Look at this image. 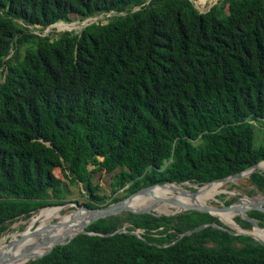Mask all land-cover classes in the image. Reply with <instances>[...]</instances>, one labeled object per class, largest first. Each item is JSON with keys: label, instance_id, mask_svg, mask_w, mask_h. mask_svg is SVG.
Listing matches in <instances>:
<instances>
[{"label": "trees", "instance_id": "1", "mask_svg": "<svg viewBox=\"0 0 264 264\" xmlns=\"http://www.w3.org/2000/svg\"><path fill=\"white\" fill-rule=\"evenodd\" d=\"M109 12L80 31L41 34ZM0 69V239L78 185L77 201L97 207L264 161V0H219L206 12L191 0H0ZM250 181L264 193V172ZM249 215L264 226L263 212ZM207 223L225 226L196 210L124 211L25 264H264L251 236L209 225L180 237Z\"/></svg>", "mask_w": 264, "mask_h": 264}, {"label": "water", "instance_id": "2", "mask_svg": "<svg viewBox=\"0 0 264 264\" xmlns=\"http://www.w3.org/2000/svg\"><path fill=\"white\" fill-rule=\"evenodd\" d=\"M261 162H263V161H261ZM261 162H258L256 164L249 166L248 168H246L242 172H239V173L227 176V177L215 179L213 181L207 182L206 184H210V183L215 182V181H223V182L233 181L235 179H239V178H242L244 176H250L255 171L264 172V169H261L259 167ZM186 183L189 185H192V186L199 185V183L175 182V181L166 182V183H158V184H154V185L145 186V187L133 192L129 196H127L121 200H118L116 202H112L110 204L97 206V207H89L85 204H80L77 200L66 201L63 204H53V205L44 206V207H50V206L68 207L72 204L71 206H74V209L71 212L74 214L71 218V222L75 223L76 221H79L82 218V216H84L85 219L77 223V227L79 228V230L76 233H74L73 235H67L65 238H57V239H54L51 236L53 231H54V225L61 226L63 224H67V222H64V223L58 222L56 224H49V225L43 226V227L36 226L29 233H25V231L28 229V226H27V228L24 231L18 233L19 237H17L14 240L11 239V240L6 242V248L10 247V248H12V250L10 251L9 255L6 257H2L3 252H0V264H10L15 259L23 258L24 256H26L28 251L30 250V247H34L36 245H32V246L28 245V246L24 247L23 249H21V251L17 255L14 253V251L28 237H41L39 240V243L42 246H46V249L39 254H35L33 256H30L22 264H25V263L31 262L33 260H37V259L42 258L43 256L49 254L53 250V248H55L56 246H59V245L67 244L78 234L94 233V232L88 231L87 226H89L90 224H92L93 222H95L96 220H98L100 218H105L108 216L117 215V214H120L124 211H130V212H134V213H154L157 215L164 214L167 216L176 215V214H179L181 212L191 211V210L207 212L213 216L218 217L224 223L225 226H220L217 223L201 224V225H199V226H197L191 230H188V231L182 233L180 235V237L190 235L192 233H195V232L202 230L203 228H205L209 225H212L214 227L225 229L234 235L251 236L252 238L257 240L259 243L264 245L263 240L258 239L256 236H254L249 231H247V230H250L256 226L264 228V226L260 225L259 222L255 218H253L249 215V211H251V210H258V211L264 213V194L263 193H260V195H259L260 199H258L256 201L245 202V201H242L243 198L240 197L235 202H232L230 204H223V205H213V204H207V203L206 204H185L181 200H179L178 198H176L174 196L157 197L155 202L148 204V205L141 207V208H136V207H133L131 205V202L133 201L135 196H138V195L151 196L152 195V189L155 186L163 187V186H166L167 184L182 185V184H186ZM173 190L176 191L177 189L175 187H173ZM178 191L184 196L189 195L191 198H195V196L199 190L190 191V190H187L185 188H181ZM253 199H254V197H253ZM159 203H169V204H172L175 206H179L181 209L179 211L171 213V214L158 213L155 211V209H156L157 204H159ZM44 207H42V208H44ZM42 208L37 209V211H39ZM229 211H233L234 213H236V216L248 220L251 223L252 227L251 228H244L236 222L239 227H241L242 229H244L246 231L238 230L237 227H234L230 224H227L226 222H224L220 218V216H218L216 214L217 212H229ZM126 231H127L126 227H122V228L118 229L116 232L120 233V232H126ZM132 233L136 234L139 237L141 236L139 233V230L132 231ZM101 235L109 236L111 234H101Z\"/></svg>", "mask_w": 264, "mask_h": 264}, {"label": "rangeland", "instance_id": "3", "mask_svg": "<svg viewBox=\"0 0 264 264\" xmlns=\"http://www.w3.org/2000/svg\"><path fill=\"white\" fill-rule=\"evenodd\" d=\"M195 2H197V0H194ZM211 3L209 2V5ZM208 3L204 4L202 2V4L199 3V1L197 2V6L201 11H207L208 7H209ZM101 18V15L95 16L94 17V21L90 22V23H96L99 21V19ZM74 20L70 23H77V27L76 28H72V29H65V30H56V29H51L50 27L46 28L45 30H43L41 32V34H47L50 35L52 37H56L58 34L64 32V31H80L82 30L86 25H83V23H78L77 21L79 19L73 18ZM82 20V19H81ZM101 22H106L104 20H102ZM59 23V22H58ZM60 24V23H59ZM3 79V74H2V70L0 69V81H2ZM56 173L58 175H61L59 171H56ZM95 179L96 181H98L100 183V189L101 191H106L107 194L110 193L111 190V177L109 174H107L105 171L102 172H98L95 174ZM183 188L190 190V191H195V190H201V186L197 185V186H192L189 184H182L180 185ZM212 186H205L204 189H202V193H207L208 191L211 190ZM74 190V194L72 196H70L69 199H67V201H74V200H78L80 202H83L81 195L79 194V190H80V185L75 186L73 188ZM215 193L214 194H210L208 197L204 198V200L206 201L207 204H213V205H223V204H230L232 202H235L237 199H239L240 197L243 198L242 201H246V200H252L253 197L256 198H260L259 195L261 192L257 187H255L252 182L250 181V177L249 176H244L242 178L239 179H235L233 181H227L225 184H223L222 186L218 187L216 190H214ZM213 192V191H212ZM122 191L120 190L118 193L116 194H121ZM177 194L173 192V195ZM264 194V193H263ZM172 196V194H168L167 195ZM156 198H153V201H156ZM180 200V199H179ZM72 205V204H71ZM68 206V207H64L62 208L58 214L55 217L50 218L49 220H47L41 227L43 226H47L49 224H56L58 223L59 220H62V218L69 214L73 209L74 206ZM181 208H178L172 204L169 203H159L156 206L155 211L158 213H168V212H177L179 211ZM56 210L53 209H49L46 210L43 214H41V210L36 211V213L29 219H26L24 217L16 220L13 224L10 225V227L5 231L4 235L1 237L0 239V244L2 242H7L9 240H14L17 237H19L18 233L24 231L27 226L28 229L25 231V233H29L34 227H36L37 225V217L38 218H42L46 215L51 214L52 212H54ZM228 215L230 218L231 214L228 212ZM238 217L235 216L234 219ZM257 220V219H256ZM236 221V219H235ZM258 221V220H257ZM237 222V221H236ZM259 222V221H258ZM264 225V224H263ZM14 235V236H13ZM41 237H32L30 239H26L24 242H22L14 251V253H18L21 251V249H23L24 247L30 245H38L39 244V240ZM2 240V241H1ZM35 247V246H34ZM33 248V247H30ZM12 250V249H11Z\"/></svg>", "mask_w": 264, "mask_h": 264}, {"label": "bare ground", "instance_id": "4", "mask_svg": "<svg viewBox=\"0 0 264 264\" xmlns=\"http://www.w3.org/2000/svg\"><path fill=\"white\" fill-rule=\"evenodd\" d=\"M259 167L261 169H264V161L260 163ZM225 183L226 182H223V181H216V182H212L210 184H205V185L201 186V190L204 189V187L208 186V185L212 186L211 190L208 191L207 193H202V191L200 190L196 194L195 198H191L189 195H185V196L182 195L178 191L181 188H183L180 185H175V184L174 185H169V184H167L166 186H163V187L157 186V187H154L152 189V195L151 196H144V195L135 196L133 201L131 202V205L133 207H136V208H141V207H144V206H146L148 204L153 203L154 202L153 198H155V197H168L167 196L168 194H172V196L180 199L185 204H206V201L204 200V198L208 197L210 194H214L215 193L214 190H216L218 187L222 186ZM173 187H175L177 190L174 191ZM173 192L177 193V194L173 195ZM258 199H260V198L256 197V198H254L252 200H246L245 202H247V201H256ZM176 207L180 208L179 206H176ZM62 208H64V207H61V206H50V207H44V208L40 209L41 210V212H40L41 214H43L46 210H49V209H53V210H56V211H54L51 214L46 215V216H44L42 218H38L37 217V221L38 222H37L36 226L41 227L47 220H49L52 217H55ZM171 213H174V212L173 211L168 212V214H171ZM229 213L233 214L234 212H229ZM73 214L74 213L71 212V213L65 215L62 218V220L58 221V222H61V223L67 222V224H63L61 226L54 225V231H53V233L51 235L54 239L65 238L67 235H73L74 233H76L79 230V228L77 227V223L82 221V220H84L85 217L82 216V218L79 221H76L74 223V222H71V218H72ZM216 214L218 216H220V218L224 222L233 224L235 227H237L238 230L246 231V230H244V229H242L241 227L238 226V224L236 223L234 217H232V218L229 217L228 212H217ZM247 231H249L251 234L256 236L258 239L264 241V235L262 234V233H264V228L256 226V227H253L252 229L247 230ZM30 238H32V237H28V239H30ZM11 249L12 248H10V247L6 248V242H2L0 244V252H3V256L2 257L8 256L10 251H11ZM43 249L45 250L46 246H42L39 243L35 247L30 248V250L28 251L26 256H24L23 258L15 259L10 264H22L27 258H29L30 256L34 255L35 253H37V252H39V251H41ZM15 254L17 255L18 253H15Z\"/></svg>", "mask_w": 264, "mask_h": 264}, {"label": "built area", "instance_id": "5", "mask_svg": "<svg viewBox=\"0 0 264 264\" xmlns=\"http://www.w3.org/2000/svg\"><path fill=\"white\" fill-rule=\"evenodd\" d=\"M192 1H194V0H192ZM198 1H199L200 4H202V2H203L204 4L208 3V5H209V2H210V3H211L210 6H211V5H213L217 0H197V2H198ZM194 2H195V1H194ZM197 2H195V3H197ZM111 14H112V12H109V13H107V14H105V15H101V18H100V19H104V18L110 16ZM94 20H95L94 17H92V18H87V19H85L84 21H78V23H83V25H86V24H88V23H90V22H93Z\"/></svg>", "mask_w": 264, "mask_h": 264}, {"label": "clouds", "instance_id": "6", "mask_svg": "<svg viewBox=\"0 0 264 264\" xmlns=\"http://www.w3.org/2000/svg\"><path fill=\"white\" fill-rule=\"evenodd\" d=\"M192 1V0H191ZM219 0H217L214 4H216L217 2H218ZM193 3H194V5L196 6V8L200 11V12H203V11H201L199 8H198V6H197V3H195L194 1H192ZM213 4V5H214ZM213 5H209V7H208V10L213 6ZM207 10V11H208ZM204 12H206V11H204ZM113 13H115V12H112V14ZM111 14V15H112ZM110 15V16H111ZM110 16H108V17H110ZM92 17H95V16H92ZM92 17H87V18H92ZM87 18H85V19H87ZM107 18V17H106ZM106 18H104V19H99V20H104V21H106L107 22V20H106ZM85 19H83V20H78V21H84ZM77 21V22H78ZM59 23H70V22H65V21H63V20H61V21H59ZM58 22H56V23H53V24H51L49 27L51 28L53 25H55V24H59ZM88 24H91V23H88ZM88 24H86V25H88ZM41 26H39V25H36V27L35 28H40ZM48 28V27H47ZM42 35H45V34H42ZM250 177V176H249ZM32 217V216H31ZM139 233H140V230H139Z\"/></svg>", "mask_w": 264, "mask_h": 264}, {"label": "flooded vegetation", "instance_id": "7", "mask_svg": "<svg viewBox=\"0 0 264 264\" xmlns=\"http://www.w3.org/2000/svg\"><path fill=\"white\" fill-rule=\"evenodd\" d=\"M14 236V235H13Z\"/></svg>", "mask_w": 264, "mask_h": 264}]
</instances>
